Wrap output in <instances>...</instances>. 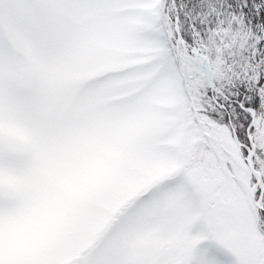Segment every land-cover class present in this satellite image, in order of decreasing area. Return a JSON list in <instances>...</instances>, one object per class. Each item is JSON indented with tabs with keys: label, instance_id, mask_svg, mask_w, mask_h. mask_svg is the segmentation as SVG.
Here are the masks:
<instances>
[{
	"label": "snow or ice",
	"instance_id": "snow-or-ice-1",
	"mask_svg": "<svg viewBox=\"0 0 264 264\" xmlns=\"http://www.w3.org/2000/svg\"><path fill=\"white\" fill-rule=\"evenodd\" d=\"M203 241L264 264V0H0V264Z\"/></svg>",
	"mask_w": 264,
	"mask_h": 264
},
{
	"label": "rangeland",
	"instance_id": "rangeland-1",
	"mask_svg": "<svg viewBox=\"0 0 264 264\" xmlns=\"http://www.w3.org/2000/svg\"><path fill=\"white\" fill-rule=\"evenodd\" d=\"M199 230V226L194 227L193 234L195 235ZM197 252L203 253L208 260H214L217 264H234L235 262V258L230 253L212 241L201 242L197 247Z\"/></svg>",
	"mask_w": 264,
	"mask_h": 264
}]
</instances>
